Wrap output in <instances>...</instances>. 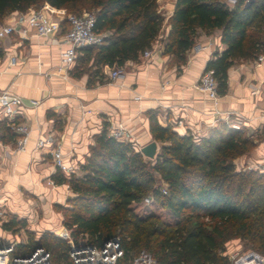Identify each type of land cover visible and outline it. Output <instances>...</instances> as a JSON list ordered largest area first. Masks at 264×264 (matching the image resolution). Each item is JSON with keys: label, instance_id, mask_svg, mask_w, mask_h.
Masks as SVG:
<instances>
[{"label": "trees", "instance_id": "obj_1", "mask_svg": "<svg viewBox=\"0 0 264 264\" xmlns=\"http://www.w3.org/2000/svg\"><path fill=\"white\" fill-rule=\"evenodd\" d=\"M45 3L66 13L83 3L94 9V29L106 35L100 45L79 49L70 71L72 77L87 74L89 85L95 80L102 82L104 67L122 68L127 61L139 60L141 53L151 48L163 23L156 0H0V19ZM62 25L66 26L65 20ZM167 26L163 54L171 56L176 66L185 64V54L199 31L221 30L225 49L214 53L205 69L213 71L217 94L224 95L229 67L254 60L264 51V0H234L232 5L225 0H175ZM87 63L92 72L82 67ZM147 115L153 139L161 142L153 160L146 159L130 141L110 136L104 125L78 164L80 173L65 177L55 170L50 176L55 185L66 184L73 193L66 205H56L71 236H86L89 242L101 245L118 232L126 259L142 245L159 264H230L228 256L221 253L230 237L246 238L263 251L264 208L245 204L243 186L250 176L235 173L231 162L232 156L255 147L253 138L224 122L208 135L194 138L179 134L168 124L161 125L153 110ZM17 122L0 120L2 141L15 143L11 125ZM154 172L165 189L154 187ZM148 192L171 212L175 222L169 230L154 232L153 241L142 243L144 225L152 216H140L132 206ZM24 226L25 219L16 216L1 223L4 230ZM30 240L18 244L14 253H28L41 246L49 252L52 264H71L67 244L56 235L44 232Z\"/></svg>", "mask_w": 264, "mask_h": 264}, {"label": "crops", "instance_id": "obj_2", "mask_svg": "<svg viewBox=\"0 0 264 264\" xmlns=\"http://www.w3.org/2000/svg\"><path fill=\"white\" fill-rule=\"evenodd\" d=\"M163 23L152 43L149 58L127 61L123 76L112 80L104 67L103 80L87 84L88 75L72 77L70 71L58 69L60 44L56 38L37 37L29 33L22 38L12 33L0 39L3 56L0 58V92L20 96L24 102L16 107L15 119L29 127L23 151L15 150L12 142L0 139V209L4 212L29 215L23 193L43 192L48 196L46 181L54 169L50 164L49 147H36L39 137L51 136L61 144L63 159L78 165L94 143V135L104 125L107 129L121 124L135 149L155 141L156 152L161 142L149 131L147 111L156 112L161 125H170L179 134L204 137L218 123L239 125L238 129L253 138L255 147L249 152L252 163L264 162V61L233 63L228 71L227 91L211 100L197 87L200 74L214 53L225 49L220 41V29L199 31L194 45L186 52V62L176 66L171 56L163 54L167 21L175 0H158ZM59 10L58 16L64 9ZM43 6V5H42ZM16 12V11H14ZM11 12L0 19V24L11 22ZM11 56L17 57L14 65ZM36 101V104H31ZM0 112V120H2ZM145 157V156H144ZM59 194L69 198L73 194L67 186ZM52 191H50V194ZM64 193V195H63ZM0 234L10 232L2 229ZM59 221L55 224L58 229ZM3 234V233H2ZM11 240L9 239V242Z\"/></svg>", "mask_w": 264, "mask_h": 264}, {"label": "built area", "instance_id": "obj_3", "mask_svg": "<svg viewBox=\"0 0 264 264\" xmlns=\"http://www.w3.org/2000/svg\"><path fill=\"white\" fill-rule=\"evenodd\" d=\"M232 5L234 0H225ZM58 10L49 8L44 4L39 8L30 7L26 11H16L11 14V22L0 24V39L10 36L12 33L19 34L22 38L29 33L37 37L56 38L61 48L59 52L58 69L68 70L75 64L78 51L82 47L96 46L103 42L106 33L97 32L94 29L95 17L91 12L80 14L66 13L64 10L61 17ZM65 20L66 26L62 22ZM152 54V47L144 50L140 58H149ZM17 57L11 56L9 64L14 65ZM256 63L264 61V51L253 60ZM112 80L123 76L122 68H115L109 74ZM264 76V75H263ZM216 80L211 69H204L199 76L196 87L205 93L209 99L216 100ZM24 104L20 96L13 95L7 91L0 92V112L2 118L13 121L16 115V107ZM31 104L35 105L36 101ZM232 128L238 129L239 125L231 124ZM11 130L16 134L15 150L23 151L28 139L29 127L23 122L11 125ZM108 134L118 140H128L125 128L118 124L115 128L108 129ZM49 147L55 170H58L65 177L76 173L78 165L67 163L63 159L61 144L55 142L51 136L39 137L36 147ZM262 163H255L260 166ZM49 183L53 181L49 180ZM68 187V185H66ZM1 192V190H0ZM6 212L0 209V221H6ZM55 235L63 240L68 246V254L71 264H159L147 251H140L136 255L126 259L124 250L118 237L107 239L101 245H96L80 237L74 239L69 230L62 225L56 230ZM27 239L19 241L0 242V264H52L50 254L43 247L37 246L28 253H14L18 244H26ZM230 264H264V253L257 251H246L242 253L233 252L228 255Z\"/></svg>", "mask_w": 264, "mask_h": 264}, {"label": "rangeland", "instance_id": "obj_4", "mask_svg": "<svg viewBox=\"0 0 264 264\" xmlns=\"http://www.w3.org/2000/svg\"><path fill=\"white\" fill-rule=\"evenodd\" d=\"M157 1L158 0H156V2ZM157 5L161 15L162 13L165 14V11L160 9L158 2ZM83 12L94 13V9L90 8L89 3H83V5H78V7L75 9H71L69 13L80 14ZM82 67H85V69L87 68L89 72L93 71V68L90 67V64L88 63ZM235 130H241V129H235ZM248 154L249 152L234 155L231 157V162L233 164V169L235 173H239L245 178L250 176L249 182L245 183L243 186V200L245 201V204L248 203L249 205L258 206V209H262L264 208V162H261L262 164L260 166L255 165V163H252L248 160L249 158ZM146 159L149 158L146 157ZM49 160H50L51 168H53L55 171V167L53 166L51 155ZM77 172L80 173L79 167ZM153 176L155 179L154 187H158L162 190L165 189L166 185L161 180L160 175L154 172ZM45 183L47 185L46 187L49 190L47 193L48 195L47 197L45 196L46 193L43 192L23 193L24 198L28 201L26 204L28 206V211L30 216H28L27 218L26 217L23 218L21 216L23 214L20 215L18 214L17 216L16 215L15 216L18 219H25L26 226L22 228L16 227V229L10 230V232L2 230L5 232H2L3 234L2 233L0 234L1 243H7L9 242V239L11 241H19V240L25 241V238L27 239V241L30 242L31 241L30 239L36 240L44 232L55 235L57 230L55 224H57L59 221L62 222V218H63L61 211L57 209L56 205L57 204L66 205L68 197L64 198L61 195H59L62 194L60 193L62 189L66 191L65 187H62L61 185H55L54 183L51 184L48 181H46ZM64 185L66 186V184ZM67 189L69 188L67 187ZM50 191H52L51 194ZM132 207L134 211L140 216H148V215L152 216L150 222L144 225V230L142 233V241H141L142 243L144 241H147L148 239L153 241L156 235L154 232H158L161 230H169L174 225L175 220L171 212L161 207L159 203L151 195L150 192L147 193V195L144 197V199L141 202H139L138 204L134 203ZM12 216L14 215L9 213V211L7 210L5 218L9 219ZM114 236L118 237L119 239L121 238V235L118 232H116ZM83 237L87 238L86 236ZM77 238H80V236H78ZM223 246H224V250L221 253L227 256L233 252H238L240 254L242 252H246L250 250L257 251L259 253H264V250L260 251L259 249H256L249 242L248 239L246 238L244 239L241 237H230L224 242ZM142 250L147 251L144 246L140 245L134 251L135 254L133 255H136Z\"/></svg>", "mask_w": 264, "mask_h": 264}, {"label": "water", "instance_id": "obj_5", "mask_svg": "<svg viewBox=\"0 0 264 264\" xmlns=\"http://www.w3.org/2000/svg\"><path fill=\"white\" fill-rule=\"evenodd\" d=\"M157 145L155 141H150L145 145L141 146L139 151L143 154V156L152 159L156 155ZM106 241V240H105ZM104 241V242H105Z\"/></svg>", "mask_w": 264, "mask_h": 264}]
</instances>
